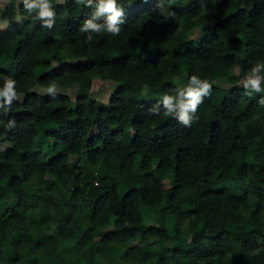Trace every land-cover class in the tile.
Returning <instances> with one entry per match:
<instances>
[{"label":"trees","instance_id":"1","mask_svg":"<svg viewBox=\"0 0 264 264\" xmlns=\"http://www.w3.org/2000/svg\"><path fill=\"white\" fill-rule=\"evenodd\" d=\"M50 2L51 29L0 9V264H264V92L243 87L264 0H117L120 34L91 42L94 6ZM193 74L212 90L186 127L163 97Z\"/></svg>","mask_w":264,"mask_h":264},{"label":"clouds","instance_id":"2","mask_svg":"<svg viewBox=\"0 0 264 264\" xmlns=\"http://www.w3.org/2000/svg\"><path fill=\"white\" fill-rule=\"evenodd\" d=\"M23 8L29 14L33 15V19L39 20L42 23V27L51 29L55 24V11L51 6L50 0H21ZM78 3H83L86 6L95 8L90 18H87L82 24L80 31L85 32L86 42L93 40V34L108 33L113 36H118L121 32V25L124 23V11L118 5L117 0H77ZM147 2V0H144ZM161 15L167 19L175 14L171 11L163 8L162 5H157ZM103 17V22H101ZM16 81L11 78H5L4 85L0 88V97L4 98V103L11 105L14 98H18L15 88ZM264 62H256L251 70L250 74L246 76L243 87L245 89H251L253 92H264ZM57 84L52 83L48 86L47 92L53 98L57 95ZM212 85L207 80H201L197 75L193 74L189 78L188 85L183 89H177V95H165L163 97V105L165 111L163 115L165 117H171L173 115L178 116V121L186 126L190 127L194 119H198L195 116L198 105L201 104L202 97L210 95ZM264 105V97L259 101ZM10 111V108L5 110V114ZM154 113H158L157 108H153ZM15 125L14 120H9L7 128L12 129Z\"/></svg>","mask_w":264,"mask_h":264},{"label":"rangeland","instance_id":"3","mask_svg":"<svg viewBox=\"0 0 264 264\" xmlns=\"http://www.w3.org/2000/svg\"><path fill=\"white\" fill-rule=\"evenodd\" d=\"M9 0H0V9L2 8V6L3 5H5V3H7ZM57 1H60V2H64V1H67V0H57ZM0 25H3V22L2 21H0ZM197 30H195L196 32H198L199 33V28H196ZM200 35H201V33H199ZM199 34H198V36H199ZM97 83V81L95 82V84ZM5 146V143H2L1 145H0V148H3Z\"/></svg>","mask_w":264,"mask_h":264}]
</instances>
